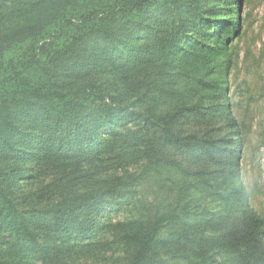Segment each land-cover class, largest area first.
Wrapping results in <instances>:
<instances>
[{"label":"trees","instance_id":"trees-1","mask_svg":"<svg viewBox=\"0 0 264 264\" xmlns=\"http://www.w3.org/2000/svg\"><path fill=\"white\" fill-rule=\"evenodd\" d=\"M240 4L0 0V264H71L88 252L99 258L113 245L125 249L124 264H166L164 252L190 264H214L219 256L238 264H264V217L249 206L245 191L231 183L240 170L239 154L231 151L233 137L211 134L217 120L231 133L238 122L221 83L208 95L199 91L202 73L193 82L188 78L190 71L208 67L206 59L239 33ZM170 72L177 75L171 78ZM176 79L183 94L173 86ZM144 101L147 107L139 106ZM192 108L193 119L205 123L203 136L199 123L178 122ZM134 121L143 124L140 129L119 133ZM46 158L63 167L90 161L92 178L108 168L105 164L163 163L218 191L225 188L224 196L217 193L225 212L210 220L185 221L164 238L163 227L175 215L157 209L149 213L144 207L138 217L113 225L116 235L102 248L94 241L100 224L81 221L76 214L98 212L124 180L117 177L116 183L73 193L45 211L29 198L31 209L21 208L16 194L22 195L30 173L22 165ZM197 162L208 163L195 171ZM39 192L43 198L45 189ZM58 234L66 237L65 244L74 235L88 243L61 247L54 243Z\"/></svg>","mask_w":264,"mask_h":264},{"label":"rangeland","instance_id":"rangeland-1","mask_svg":"<svg viewBox=\"0 0 264 264\" xmlns=\"http://www.w3.org/2000/svg\"><path fill=\"white\" fill-rule=\"evenodd\" d=\"M240 2L239 33L225 44L218 55L206 59L208 67L196 68L197 72L190 71L188 78L193 82L201 78L199 72L202 73L205 81L203 86L200 85L199 91L208 95L215 90L218 83L222 84L224 101L239 127L231 133V129L225 123L217 120L211 134L217 132L219 136L233 137L234 144L231 151L239 154L236 155L238 157L236 161L238 160L240 170L238 178L231 180V183L234 187L245 191L249 206L264 217V0H240ZM224 30L221 29L220 33ZM210 45L213 43L211 42ZM212 52H218L215 45L212 47ZM170 75L174 78L177 72H170ZM177 80L173 86L183 94L184 86L179 87ZM179 81L181 84H188L185 79ZM118 90L120 91V88ZM97 103L99 104L100 101ZM147 104L148 101H144L139 106L147 107ZM193 114V108L185 111L184 117H180L178 122L199 123L202 128L198 131L203 136L207 130L205 123L201 120L195 121ZM142 125L141 122L134 121L128 124L127 128L118 131L119 133H125L126 129L137 131ZM178 159L184 160L189 165L187 157L179 155ZM207 163L197 162L193 169L197 171L199 164L206 166ZM62 165V162L47 158L37 163L22 165L28 167L30 173L24 179L22 195L18 192L16 200L19 196L21 208L29 210L32 204L35 206L38 204L36 209L45 211L60 202L63 197L114 182L117 177L122 178L124 181L119 186L121 188L116 190L105 207H100L98 212H94L91 216H88L87 211H78L76 214L81 221L96 220L95 222L100 224L99 234L94 237V241L98 243L97 245L101 242L102 248L106 243L113 241L116 235V232L112 231L113 225L138 217L140 209L144 207L149 213L157 209L164 215H175L163 227L164 238H168L172 231L178 229L185 221L193 223L204 217L210 220L213 214L219 215L225 212L224 200L218 196L219 194L217 195L219 192L224 196L225 188L220 187L218 191L215 186L205 185L198 178L179 175L177 171L163 163L154 165L156 168L146 160L139 162L130 160L113 166L105 164L104 167L108 168L93 178L91 176L94 168L90 161L81 162L78 166L63 167ZM131 176H135L136 179H132ZM119 184L120 180L116 186L118 187ZM44 189V197L39 199V191ZM27 198L32 200V204H28ZM182 206L184 208L186 206L189 212H185ZM172 209L177 210L170 212ZM74 236L65 244L66 237L58 234L53 236L54 243L61 247L64 245L76 248L80 244L88 243V240H74ZM103 250L99 253V258L97 253L88 252L83 256L79 255L78 259L71 261V264L125 263L127 253L122 246L113 245L112 249L106 252ZM161 258L165 259L166 264H190L189 261L180 260L177 255L169 252L162 253ZM216 259L217 262L214 264H238L221 256Z\"/></svg>","mask_w":264,"mask_h":264}]
</instances>
